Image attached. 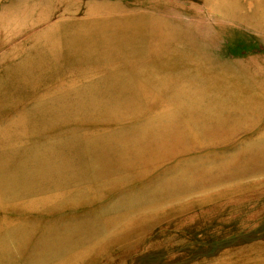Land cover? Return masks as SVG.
I'll return each mask as SVG.
<instances>
[{
	"label": "rangeland",
	"instance_id": "1",
	"mask_svg": "<svg viewBox=\"0 0 264 264\" xmlns=\"http://www.w3.org/2000/svg\"><path fill=\"white\" fill-rule=\"evenodd\" d=\"M259 4L0 0V264H32L35 255L55 264L48 239L76 237L92 221L103 232L115 216L95 247L67 264H264V152L249 154L264 140ZM195 72L205 79L198 85ZM63 89L83 107L49 116L52 92ZM209 91L252 110L215 125L200 117L206 100L189 111L170 99ZM102 92L131 104L87 111L84 101ZM99 138L119 144L122 157L92 153L86 144ZM99 154L110 159L98 164ZM238 160L237 181L206 186L226 174L210 177L205 166Z\"/></svg>",
	"mask_w": 264,
	"mask_h": 264
},
{
	"label": "bare ground",
	"instance_id": "2",
	"mask_svg": "<svg viewBox=\"0 0 264 264\" xmlns=\"http://www.w3.org/2000/svg\"><path fill=\"white\" fill-rule=\"evenodd\" d=\"M256 12H257V14L259 15L260 18H264V9H263V5L262 4L261 5L260 4L258 5V7L256 9ZM178 32L181 35L180 38L183 37V36H185V38L187 40L192 39L188 35V32L186 30L179 29ZM168 36H169V38H173L172 35H168ZM180 52L183 53V54H188V51L186 49L184 50V48H182V50H180ZM189 53H190V51H189ZM186 72L187 71L185 70V73ZM196 73L197 72H195L194 74H191V75H192V79L194 80L193 83L198 85V83H196V81L199 82L200 80H205V79L199 77L200 74L197 75L198 73L197 74ZM189 84H191V83H188V82L183 83V87L186 88V87H188ZM208 85H210V84H208ZM120 87L126 88L125 85H120ZM67 91H68L67 89L61 90V92H63V94H56V91H53L52 92V94H54V98H50V106L51 107L49 108L50 109L49 116L52 115V117H54V116H57V115H60V116H64L65 114L66 115H69L68 112H72V113L73 112H77V111H74V110L76 108H78V106L83 107V106L78 105L76 103V102H81V101H79L78 99L74 100L75 98H73V97H71L69 95H66L65 93H68ZM118 93L119 94H122V93H124V90L118 91ZM179 93H181V92H173L171 94V96H170L171 101H173V102H180V103H178L179 104V107H181L180 106V104H181L183 107H187L188 109L187 108L186 109L189 110V111L195 110V108H198L197 105H198V103L202 99L206 100L208 104L210 103V107H207V108H209V112L207 113V111L206 112L204 111V113L200 117H202V118L205 117L206 120L207 119H209V120L210 119L217 120L215 125H224L225 124L224 122L226 120L237 121L238 119L242 118V115L246 111L252 110L251 109L250 102H247L246 103V104H250V105H247V106H245V105L243 106V105H241V104H239L237 102V103L233 104L232 106L228 107V104L229 103H232V102H234L236 100L232 99L227 104H225V101H222L221 99L216 100V97L219 96V93L218 92H214V91H209L206 94H199L198 96L197 95H194L192 98H186V97L181 98L179 96H182V95H178ZM101 94H104V95L100 99H98V100H97V98H87L84 101L85 104L88 105V107L86 108L87 111L93 112L94 110L96 111L98 109L100 110V109H103V108H108V109L111 110L113 107H118L117 104L120 105V106H124V107L126 105H128V104L129 105L131 104V101H128V104H127V102H121L119 98H117V99L114 98V100L112 101L110 99L111 98L110 95H108L107 92H102ZM192 95H190V96H192ZM261 96H263L262 97V99H263L264 98V94H262ZM65 105H67V109L66 110H62V106H65ZM55 106H57V107H56V111L54 112L53 109H54ZM247 109H249V110H247ZM73 115H74V113H73ZM172 119H173V117H172ZM201 123H205V122H201ZM147 124H149L148 126H150V128L152 130L155 128V126H157V123H154V122H147ZM199 128H200V126L196 124V126L194 127V129L191 130V131H195V130H197ZM92 142L94 143L93 145L90 144ZM258 145H259V148L258 149L255 148L253 151L251 150V152L249 153V154H253L252 156H254L256 160L258 159V157H260L261 153L264 152V140H262V138L259 139ZM86 146L92 147V149H91L92 150L91 151L92 153H94V152H96V153H103L102 150L104 148H106V149H109L112 154H114V155L116 154V156H118L120 158L122 157V154H123L122 151L120 152L121 146L119 144L115 143L114 141L113 142H110L108 140V138L107 139L99 138V139H96L95 142L94 141H90L89 144L88 143L86 144ZM43 148H45V147H43ZM86 148H88V147H86ZM60 149L65 150L66 147H62L61 146ZM51 150H52L51 148L50 149H47L45 151V153H50ZM42 153H44V152H42ZM95 155H97V154H95ZM99 155H100V158L99 157L98 158H95V160H96V162H98V164L101 163L102 160H104V159H110L109 155H107V154H103V156H101L102 154H99ZM104 156H106V157H104ZM94 164H96V163H94ZM70 166L71 165H69V167ZM240 166H241V164H240V161L239 160L236 163H233L232 161H230V162H223V165H221L219 168L218 167L212 168L211 166L210 167L209 166H205L203 168V172L205 174L209 175L210 177H213L215 174H218L219 175V173H218L219 171H224L223 174H226L225 175V177H226L225 180L222 181V179H218V178L213 177V179H209L208 180V183H210V184H207L206 186H210V187L214 186L215 187V186L221 184L222 182H227V181L228 182H231V183H234L235 181H237V180H235L236 178H238L239 176L240 177L243 176V173H240V172H242L241 169H240ZM99 169H100V172H102L103 174H105V172L108 173L110 171V169H108L109 171H105L104 172V170H107L106 168H103V169L102 168H99ZM65 170H67V169H65ZM53 175H52V177H53ZM92 175H95V176H93L94 178L97 177V173L92 174ZM218 175H217V177H218ZM52 177L49 178V179L52 180V181L55 180V179L57 180V178H52ZM59 177H61V176H59ZM98 178H102V177H98ZM60 180H62V179H60ZM49 183H51V182H49ZM60 183L62 185V181ZM46 184H48V183H46ZM56 187H57V185H56ZM44 188H46V187H44ZM55 192H57V191H55ZM59 197H60V194H58V199H59ZM39 198H43V199H47V200H52V197H48V194L47 195L46 194L45 195L43 194L42 197H39ZM37 200H39L38 197L37 198L35 196L31 197V201L33 203H35ZM137 207H140V204H138ZM120 220H121L120 218L118 219L115 216V218H113V219L110 218V219L105 220L104 225H103V220L101 219L100 222H101V226L103 225L102 226V231L103 232H100V231L98 232L94 228L95 223L93 221L91 222V224H90L89 227L88 226H85L82 229L81 233H78V234L76 233L77 234L76 237H75V231H73V230L72 231L66 230L65 232H61V234L57 238L52 239V241H50L48 239V241L45 242V246H47L49 243L52 245L51 253H53L55 255L54 256V259L56 260L55 264H67L69 262L76 261L77 259L81 258L83 255H85L87 252H89L90 250H92L93 247H95L96 244L94 243V240L96 238H98V236H100L102 233H107L109 231V229L111 227L113 228V226L116 224V222L117 221L119 222ZM101 226H100V228H101ZM49 233L52 235L51 232H49ZM54 236H57V233ZM80 238H83V239H80ZM50 239H51V237H50ZM48 248H49V245H48ZM40 257H42V256L41 255H38V256L35 255V257H31V259H30L31 260V263L32 264H36V263H39L40 264V262L42 260V258H40ZM4 260L10 262V261H13V258L11 256L10 257L9 256H6L5 258L2 257V261H4Z\"/></svg>",
	"mask_w": 264,
	"mask_h": 264
}]
</instances>
